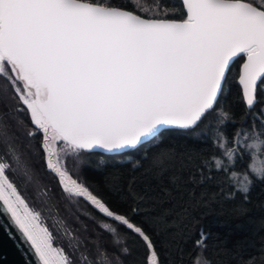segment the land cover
<instances>
[{"label":"snow or ice","instance_id":"snow-or-ice-1","mask_svg":"<svg viewBox=\"0 0 264 264\" xmlns=\"http://www.w3.org/2000/svg\"><path fill=\"white\" fill-rule=\"evenodd\" d=\"M145 2L148 11L141 13L112 0H0V77L5 80L0 111L4 96L17 101L8 114L12 125L22 129L28 124L19 113L26 108L31 125L39 130L27 137L42 134L40 151L62 193L84 197L127 230L120 233L101 222L103 232L113 237V247L124 245L115 253L97 238L90 254L87 241L70 229L66 235L71 254L54 247L40 214L29 208L8 175L23 168L31 182V169L13 146L15 133L8 131L12 125L0 115V143L11 157L0 156V216L7 217L6 222L0 219V231L10 237L18 234L33 264H112L113 256L123 264L129 233L141 238L156 258L143 226L109 210L72 179L69 162L79 165L102 152L130 155L142 148L148 156L147 150L155 148L152 167L160 171L175 159L162 148L173 131L192 132L199 139L214 124L211 154L188 183L199 186L213 180L214 172L223 173L219 183L233 189L229 198L239 192L247 201L254 184L250 177L264 181V165H255L257 156L264 159V109L252 113L258 93H264V0ZM152 7L157 14H149ZM244 57L235 73L238 80H230L236 60ZM9 69L10 75H4ZM233 83L240 86L246 107L239 118L227 106ZM210 113H216V119L197 132ZM245 156L247 166L238 167ZM178 181L172 178L174 184ZM208 236L201 226L194 259L203 255Z\"/></svg>","mask_w":264,"mask_h":264},{"label":"trees","instance_id":"trees-1","mask_svg":"<svg viewBox=\"0 0 264 264\" xmlns=\"http://www.w3.org/2000/svg\"><path fill=\"white\" fill-rule=\"evenodd\" d=\"M255 2L259 4L260 0ZM112 3L127 4L130 10L134 8L141 13L149 8L145 0H112ZM149 14H157L155 7ZM243 59L236 60L230 80L235 77ZM4 75H10V69ZM4 88L5 80L0 77V91ZM258 100L252 113L264 109V93H258ZM2 103L5 107L0 115L5 123L12 125V117L8 113L17 101L4 96ZM227 106L237 118L246 112L238 83L232 84ZM216 115L210 113L196 131L200 132L214 121ZM19 116L28 127L18 129L12 125L8 131L10 135L15 133L13 146L19 148L22 163L31 169V182L24 178L23 168L15 173L9 171L8 175L29 208L40 214V223L52 234L54 247L71 254L66 235L70 229L87 241L90 254H94L93 241L97 238L109 253L118 252L124 245L113 247V237L103 232L101 222L111 223L120 233L126 232V228L105 217L84 197L68 198L62 193L58 177L47 169L40 151L42 134L35 139L28 138L29 131L39 130L31 125L26 108ZM248 117L251 123V113ZM214 127V124L209 126L207 134H202L199 139L192 132L173 131L162 148L172 153L175 159L160 171L152 167L151 153L155 148L147 150L148 156H145L143 148L130 155L102 152L87 157L86 162L79 165L69 162L67 170L109 210L132 217L143 226L155 246V264H194L199 251L194 249V243L199 238L201 226L209 233L202 256L210 264H264V181L255 175L250 177L254 184L247 201L239 192L229 198L228 193L233 189L227 183H219L223 173L214 172L213 180L199 186L188 183L189 176L198 175L202 160L211 154ZM227 134L229 137L233 135L231 125ZM0 156L11 159L4 143H0ZM247 160L245 156L244 164L238 162V167H246ZM173 177H179L178 184L172 182ZM133 209H138V212L134 213ZM126 245L129 254L123 257V264H148L149 249L141 238L129 233ZM112 264H119L114 256Z\"/></svg>","mask_w":264,"mask_h":264},{"label":"water","instance_id":"water-1","mask_svg":"<svg viewBox=\"0 0 264 264\" xmlns=\"http://www.w3.org/2000/svg\"><path fill=\"white\" fill-rule=\"evenodd\" d=\"M245 59L246 57L242 63ZM0 219L7 221V217L0 216ZM11 231L16 233L14 228ZM0 264H33L31 253L22 244L18 234L10 237L6 232L0 231Z\"/></svg>","mask_w":264,"mask_h":264},{"label":"rangeland","instance_id":"rangeland-1","mask_svg":"<svg viewBox=\"0 0 264 264\" xmlns=\"http://www.w3.org/2000/svg\"><path fill=\"white\" fill-rule=\"evenodd\" d=\"M55 159H56V157H53V161H55ZM255 165L257 167H259L260 165H264V159H261L259 156H257L256 159H255ZM240 178H242V177H238V179H240ZM204 260L205 259L203 258V256H201V257H199L198 259L195 260L194 264H204ZM150 262H151V264H155V259L152 256L151 250H149V254H148V264H150Z\"/></svg>","mask_w":264,"mask_h":264},{"label":"clouds","instance_id":"clouds-1","mask_svg":"<svg viewBox=\"0 0 264 264\" xmlns=\"http://www.w3.org/2000/svg\"><path fill=\"white\" fill-rule=\"evenodd\" d=\"M205 264H206V262H205Z\"/></svg>","mask_w":264,"mask_h":264}]
</instances>
